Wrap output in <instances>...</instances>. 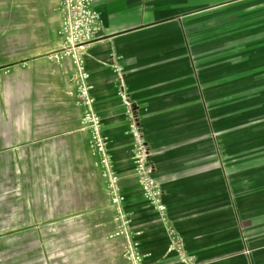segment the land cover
Instances as JSON below:
<instances>
[{"label": "rangeland", "instance_id": "374dc122", "mask_svg": "<svg viewBox=\"0 0 264 264\" xmlns=\"http://www.w3.org/2000/svg\"><path fill=\"white\" fill-rule=\"evenodd\" d=\"M80 19L66 0H0V264H195L186 193L163 180L131 93L81 47Z\"/></svg>", "mask_w": 264, "mask_h": 264}, {"label": "crops", "instance_id": "0c3cea01", "mask_svg": "<svg viewBox=\"0 0 264 264\" xmlns=\"http://www.w3.org/2000/svg\"><path fill=\"white\" fill-rule=\"evenodd\" d=\"M92 8L81 47L111 70L113 90L131 93L163 180L186 193L175 213L192 220L178 232L195 264H264V0Z\"/></svg>", "mask_w": 264, "mask_h": 264}, {"label": "built area", "instance_id": "2783aa9c", "mask_svg": "<svg viewBox=\"0 0 264 264\" xmlns=\"http://www.w3.org/2000/svg\"><path fill=\"white\" fill-rule=\"evenodd\" d=\"M68 13L70 16L79 15L81 25L84 29H82L81 35L83 38H86L84 41L89 40L90 35H92L95 31V22H96V13L92 8V0H66ZM94 25L92 27L91 25ZM82 94L87 98L88 102H92L93 99L90 97V86L86 79V76H83V87ZM89 119L94 124L95 129V138L97 139V149L99 152H104V144L100 138V117L95 113L89 115Z\"/></svg>", "mask_w": 264, "mask_h": 264}, {"label": "bare ground", "instance_id": "6f19581e", "mask_svg": "<svg viewBox=\"0 0 264 264\" xmlns=\"http://www.w3.org/2000/svg\"><path fill=\"white\" fill-rule=\"evenodd\" d=\"M71 41H74V38H72Z\"/></svg>", "mask_w": 264, "mask_h": 264}]
</instances>
